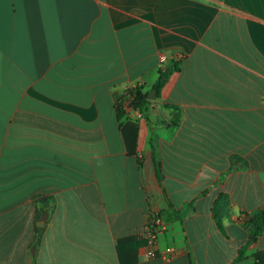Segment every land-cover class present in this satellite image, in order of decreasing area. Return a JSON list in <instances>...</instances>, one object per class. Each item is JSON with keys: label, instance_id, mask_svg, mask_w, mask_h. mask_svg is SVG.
Listing matches in <instances>:
<instances>
[{"label": "crops", "instance_id": "crops-1", "mask_svg": "<svg viewBox=\"0 0 264 264\" xmlns=\"http://www.w3.org/2000/svg\"><path fill=\"white\" fill-rule=\"evenodd\" d=\"M261 212L264 0H0V264H259Z\"/></svg>", "mask_w": 264, "mask_h": 264}, {"label": "trees", "instance_id": "trees-1", "mask_svg": "<svg viewBox=\"0 0 264 264\" xmlns=\"http://www.w3.org/2000/svg\"><path fill=\"white\" fill-rule=\"evenodd\" d=\"M175 71H179V64L176 62L165 65V67L160 70L159 77L153 87V90L156 91L157 98L160 97L161 91L163 90V88L169 81L171 75ZM148 95V93H143V91L138 88L135 92V97L134 100L131 102L130 107L135 110H139L140 112L149 111L152 101L148 100ZM165 108L175 114L174 122L175 124H178L181 119V112L175 107L166 106ZM116 111L120 117L127 115L126 111L123 109L122 102H119L117 104ZM213 211L218 227L220 229H223L221 219L219 218L217 213V207H214ZM250 226L255 236H261L264 232V212H261L256 217L252 218L250 221ZM39 242L40 238L36 240V247L39 245ZM242 257V252H240L239 258L242 259ZM257 259L259 260V264H264V257L262 255L258 254Z\"/></svg>", "mask_w": 264, "mask_h": 264}, {"label": "built area", "instance_id": "built-area-1", "mask_svg": "<svg viewBox=\"0 0 264 264\" xmlns=\"http://www.w3.org/2000/svg\"><path fill=\"white\" fill-rule=\"evenodd\" d=\"M166 62H168V59L166 57H163L161 60V64H164ZM137 89L130 91L120 100V102H122L123 104V109L127 114H134L139 112L138 110L130 107L131 102L134 100L135 92ZM165 227L166 224L160 215L151 216L146 224V235L152 246L159 244L158 237L160 233L165 230ZM148 256L151 258L163 257L168 260L172 257V249L167 248L162 254L152 250L148 252Z\"/></svg>", "mask_w": 264, "mask_h": 264}, {"label": "water", "instance_id": "water-1", "mask_svg": "<svg viewBox=\"0 0 264 264\" xmlns=\"http://www.w3.org/2000/svg\"><path fill=\"white\" fill-rule=\"evenodd\" d=\"M156 99H157L156 91L153 90V91H151L150 94L148 95V100H150V101H154V100H156ZM254 238H255V236L252 237V239H254Z\"/></svg>", "mask_w": 264, "mask_h": 264}, {"label": "rangeland", "instance_id": "rangeland-1", "mask_svg": "<svg viewBox=\"0 0 264 264\" xmlns=\"http://www.w3.org/2000/svg\"><path fill=\"white\" fill-rule=\"evenodd\" d=\"M167 63V62H166ZM166 63L163 64V67H165ZM162 67V68H163ZM139 111V110H138ZM175 117V115H173ZM173 120H170V122H172Z\"/></svg>", "mask_w": 264, "mask_h": 264}]
</instances>
